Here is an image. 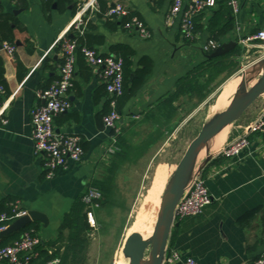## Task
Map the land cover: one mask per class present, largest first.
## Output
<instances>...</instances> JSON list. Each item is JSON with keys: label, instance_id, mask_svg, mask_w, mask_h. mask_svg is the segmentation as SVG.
Instances as JSON below:
<instances>
[{"label": "crops", "instance_id": "0c3cea01", "mask_svg": "<svg viewBox=\"0 0 264 264\" xmlns=\"http://www.w3.org/2000/svg\"><path fill=\"white\" fill-rule=\"evenodd\" d=\"M102 1L107 11L115 4H123L130 15L145 23L151 33V37L144 40L136 32L129 33L124 28L107 25L106 18H95L90 32V42H94L91 48L104 55H116L113 49L126 48L133 52L130 59L134 71L142 68L145 59L152 67L147 83L122 112L118 139L124 135L120 143L127 151L134 142L129 135L139 129L145 133L144 127H149V123L155 125V120L179 116L183 120L179 118L178 123L182 122L179 126L177 123L176 130L184 123V109L191 98L187 92L179 94V86L188 73L205 65L206 55H210L203 52V46L213 40L207 30L211 12H205L200 21L202 28L194 41L188 43L181 35L178 22L173 25L167 22L172 0ZM46 2L0 0V13L9 14L13 19L15 45L12 46L16 49L11 55L0 45V59L5 69L4 101L8 103V124H0V206L6 203V208H11L12 204L18 203L22 211H38L46 215L47 226L35 222L37 235L43 241L44 250L56 253L62 247L59 229L64 216L72 211L89 188L98 189L97 185L109 177L112 182L115 170H108L111 175L109 172L110 176H105L114 155H108L106 151L115 132L105 128L101 117L107 98L105 83L97 71L82 70L77 66L75 87L69 92L71 108L56 117L54 126L58 133L80 136L86 150L83 148L81 163H71L67 171L58 173L51 180L45 178L43 156L35 153L31 138V111L42 104L37 92L48 89L59 77L61 50L57 46L51 48L65 33H70L76 16L71 6L61 12L56 4L49 8ZM239 5L235 28L221 44L235 41V49L241 54V50L251 46L239 44L238 37H251L264 29V0H239ZM218 9L217 5L213 11ZM208 75L204 76L202 84L210 77ZM216 78L210 85L211 91ZM211 95L212 92L204 103L207 104ZM197 98L195 96L193 102L198 109L201 104ZM170 100L173 105L167 104L166 107ZM262 114L264 94L235 123L234 131L225 142L240 135L243 128ZM135 118L142 120L134 123ZM133 124L138 125L135 130ZM223 144L209 154L199 173L212 196L211 205L202 215L184 219L174 226L162 264H179L172 258L175 251L183 257L193 258L197 264H246L264 254V135H251L250 154L239 159L217 157L216 152ZM111 187L114 188L112 183ZM86 208L87 213L89 210L94 213L96 208L106 207Z\"/></svg>", "mask_w": 264, "mask_h": 264}, {"label": "built area", "instance_id": "2783aa9c", "mask_svg": "<svg viewBox=\"0 0 264 264\" xmlns=\"http://www.w3.org/2000/svg\"><path fill=\"white\" fill-rule=\"evenodd\" d=\"M234 18L239 14V0H228ZM217 7V0H172L168 12L167 22L173 25L178 22L181 35L186 41H194L195 17L202 12H212ZM100 12L98 0H83L78 2V11L74 17L70 29L83 35L87 25L95 14ZM130 16L129 10L121 3L109 8L105 14L108 21H118ZM129 32H136L142 39L148 40L151 33L145 23L138 17L133 16L124 26ZM65 33L60 37L53 47H59L62 55V64L59 70L58 79L46 90L37 92V97L42 104L31 111L32 140L35 146V153L42 155L44 159L45 178L51 180L60 172L67 171L71 163H81L84 157L82 138L75 134L58 133L54 126L56 117L63 115L71 108L69 92L75 85V74L77 69V41L67 39ZM239 44L246 47H253V43L264 44V29L256 35L243 38L238 37ZM219 45L211 40L203 46L204 53L214 52ZM9 54L13 55L15 47L5 44L2 47ZM82 55L87 65L98 72L105 83L106 91L110 99V112L103 117V124L106 129L114 131L106 153L113 155L118 147L119 128L122 121V114L117 109V99L124 92V60L122 57L112 54L104 55L94 48L84 47ZM6 93L3 83L0 81V124L7 125L8 103L4 101ZM253 134L264 135V114L260 115L254 122L243 128V132L227 141V143L216 153L217 157L239 159L250 154V136ZM102 199V193L91 187L83 196V203L92 208L97 206L96 200ZM213 199L201 174L194 177L187 186L183 196L179 200L174 215V224L180 221L202 215L205 209L211 205ZM11 214L15 219L22 217L27 212L22 211L18 203L11 205ZM89 222L93 228L94 221L92 213L88 212ZM7 219V214L1 215V221ZM6 227L0 228V231ZM42 239L32 232H25L20 239L12 244L0 246V264H34L39 256V248L42 247ZM48 253H54L49 250ZM172 258L179 264H197L191 257H183L178 252L172 253ZM48 264H60V259L54 258ZM246 264H264V254L254 261Z\"/></svg>", "mask_w": 264, "mask_h": 264}, {"label": "rangeland", "instance_id": "374dc122", "mask_svg": "<svg viewBox=\"0 0 264 264\" xmlns=\"http://www.w3.org/2000/svg\"><path fill=\"white\" fill-rule=\"evenodd\" d=\"M253 45L241 50L237 60L227 62L225 67L221 68L222 71L216 75V85L208 103L201 104L192 116H184L185 121L177 130L179 116L155 120V125L149 123V127L143 126L145 133L139 129L134 135H129L133 137L134 142L132 146L127 147V151L125 148L123 150L120 143L124 135H120L112 163L106 168L105 177L111 175L108 170H115L112 177L114 188L111 201L105 209L96 208L94 213L88 211L92 213L95 229L86 235V249L77 256L75 264H117L120 260H126L122 249L130 233L140 232L145 240L151 239L167 188L188 148L206 124L229 110L239 96L228 98L230 88L241 84L243 74L264 58V44L256 42ZM212 73L214 75V72ZM250 73L248 72V75ZM236 76L238 78L232 80ZM261 77L262 73L257 76L255 82L258 83ZM252 86L249 81L248 90ZM141 120L135 118L132 121L137 123ZM235 123L227 127L228 136L234 131ZM133 127L135 130L138 125L133 124ZM126 139L130 140L128 137ZM211 153L205 148L197 160L195 169L204 164ZM117 155L120 156L116 158ZM63 247L62 244L60 248ZM63 253L64 249L60 251V254ZM146 257H149V251Z\"/></svg>", "mask_w": 264, "mask_h": 264}, {"label": "trees", "instance_id": "16d2710c", "mask_svg": "<svg viewBox=\"0 0 264 264\" xmlns=\"http://www.w3.org/2000/svg\"><path fill=\"white\" fill-rule=\"evenodd\" d=\"M99 6H100V12L95 14L96 18L103 19L105 18L106 9L104 7V3L102 0H98ZM56 4L59 11L63 12L68 7H72V12L74 15H76L78 11V0H47L46 5L49 6V8H52V6ZM218 10L212 11L211 16L208 19L207 22V30L211 34V38L216 43H220L223 38H225L233 29L235 28V18L233 16L231 7L228 5V0H217ZM134 15H130L124 19L119 21H107V25H114L116 29L118 28H124L125 24L133 17ZM205 16V12L200 13L197 17H195V34L200 31L202 28V24H200V21ZM13 19L11 15L9 14H3L0 13V45L4 46L5 44L15 45V35H14V29L12 27ZM93 26V20L90 19L87 30L83 35H80L79 33L75 32L74 30H71L70 33L66 35L67 39L75 40L77 41L78 47H77V56H78V62L77 66L80 69L85 70H92L86 63L83 55H82V49L84 47L91 48L92 41L90 42V37H92L91 29ZM71 35L73 38H71ZM185 42H191L186 41ZM115 54L117 56H120L124 60V92L122 96H120L117 99V109L122 114L123 109L125 105L137 94V92L147 83L149 75L151 74V64L149 60L145 59L143 61V66L140 69L133 70L132 69V62H131V56L132 51H129V49L126 48H115L113 49ZM208 53V54H212ZM210 55H206L207 60L206 64L202 65L201 67L197 68L195 71H191L187 74V76L184 78L181 86H179V94L182 92H187L190 94V101L187 103V107L184 110L186 111V115H190L193 110L197 109V104L193 102L195 96H198L199 105L203 104L209 94H211L210 85L212 81H214L215 76L222 71L221 68L225 67V64L233 57L240 55V51L238 49H235L228 55L220 58L215 59H208ZM233 61V60H231ZM221 70V71H220ZM214 72V75L213 73ZM4 65L2 59H0V81L3 83L5 87V83L3 81L4 78ZM210 74L207 78V81L203 83V78L206 74ZM75 87V85H74ZM74 89V88H73ZM106 89V87H105ZM6 90V88H5ZM107 92V91H106ZM208 103V102H207ZM110 99L107 93L106 98V105L105 110L102 114V121L103 117L110 112ZM168 105H173V100L166 103V107ZM191 104V105H189ZM183 120V119H182ZM182 121L178 123L177 126ZM114 134V132H113ZM121 138V137H119ZM83 148L86 150V146L83 144ZM118 156V155H117ZM111 177L107 179L103 183H99L98 190L102 193V199L96 200L95 203L99 205L101 208H105L109 202L111 201ZM6 204V203H5ZM3 204L0 206V215L5 213L7 214V219L0 221V228L7 227L12 222H14L16 219L11 214V208H6V205ZM86 205L83 203V197L78 200L75 205L73 206V209L70 213L66 214L63 218L62 224L59 229V241L64 245V253L60 254L61 248L58 249L56 253L53 255H50L48 251L44 250L43 247L39 248V256L34 260V264H48L52 259L59 257L60 264H75V259L77 256L86 249L87 246V238L86 235L93 231V227L91 226L89 222V215L86 211ZM38 226L35 223H32L31 225L27 226L25 229L10 235L9 237L5 238V240L0 243V246H5L12 244L16 240L20 239L21 235L25 232H32L34 234H37ZM65 233L67 235H65Z\"/></svg>", "mask_w": 264, "mask_h": 264}, {"label": "water", "instance_id": "95a60500", "mask_svg": "<svg viewBox=\"0 0 264 264\" xmlns=\"http://www.w3.org/2000/svg\"><path fill=\"white\" fill-rule=\"evenodd\" d=\"M95 18L93 17L92 20H95ZM71 38H73L72 35ZM236 46L237 43L235 41L223 43L209 56V59L224 57L231 53ZM248 72L254 74V77L251 78L253 81H256L257 76L262 73L260 81L253 83L250 90H248ZM263 94L264 58L248 70L247 73L243 74L241 93L229 110L206 124L196 140L188 148L167 188L151 239L145 240L140 233L136 232L126 238L122 252L125 258L129 260V264H162L171 231L174 226H178V223L174 224L176 206L187 186L200 173V169L204 166L202 164L198 169H195L199 155L212 137L217 135L226 126L237 122ZM35 222H40L47 226L49 221L43 213L30 211L0 231V241ZM147 251H149L148 258L146 257Z\"/></svg>", "mask_w": 264, "mask_h": 264}, {"label": "bare ground", "instance_id": "6f19581e", "mask_svg": "<svg viewBox=\"0 0 264 264\" xmlns=\"http://www.w3.org/2000/svg\"><path fill=\"white\" fill-rule=\"evenodd\" d=\"M260 75V74H259ZM254 77V74L253 73H250L248 75V78H247V81H248V84H249V81H250V84H253L255 83V80H251V78ZM238 77H234L233 80H236ZM232 83V82H230ZM241 89H242V81H241V84H237V85H233L230 90H229V93H228V98H233L234 96H238L240 95L241 93ZM227 96V95H226ZM226 99V97L224 98V100ZM223 102V101H221ZM219 103V102H218ZM218 105V104H217ZM223 107V106H222ZM227 127L226 126L225 128H223L217 135H215L214 137H212L209 141V143L205 146V148L208 150V151H213L215 150V148L217 146H222L221 144H223L225 142V140L227 139V136H228V130H227ZM224 145V144H223ZM204 148V150H205ZM203 150V151H204ZM221 149H219L216 153H218ZM203 151L201 152V154L203 153ZM201 154L199 155V157L201 156ZM136 231L132 232V233H135ZM130 233V234H132ZM136 233H140V232H136ZM129 234V235H130ZM141 234V233H140ZM128 235V236H129ZM142 235V234H141ZM143 236V235H142ZM144 238V237H143ZM145 239V238H144ZM124 256V255H123ZM125 258V257H124ZM119 259V258H118ZM117 264H129L128 262V259L126 260H120Z\"/></svg>", "mask_w": 264, "mask_h": 264}]
</instances>
